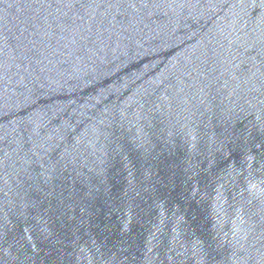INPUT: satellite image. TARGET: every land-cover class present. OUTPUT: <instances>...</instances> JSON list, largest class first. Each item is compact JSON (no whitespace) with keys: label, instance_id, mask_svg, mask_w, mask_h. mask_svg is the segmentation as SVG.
Segmentation results:
<instances>
[{"label":"water","instance_id":"1","mask_svg":"<svg viewBox=\"0 0 264 264\" xmlns=\"http://www.w3.org/2000/svg\"><path fill=\"white\" fill-rule=\"evenodd\" d=\"M0 264H264V0H0Z\"/></svg>","mask_w":264,"mask_h":264}]
</instances>
